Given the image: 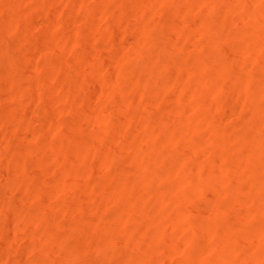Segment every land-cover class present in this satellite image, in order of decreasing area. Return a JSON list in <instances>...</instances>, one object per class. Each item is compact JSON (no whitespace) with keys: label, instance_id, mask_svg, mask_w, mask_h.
<instances>
[{"label":"rangeland","instance_id":"374dc122","mask_svg":"<svg viewBox=\"0 0 264 264\" xmlns=\"http://www.w3.org/2000/svg\"><path fill=\"white\" fill-rule=\"evenodd\" d=\"M0 264H264V0H0Z\"/></svg>","mask_w":264,"mask_h":264}]
</instances>
